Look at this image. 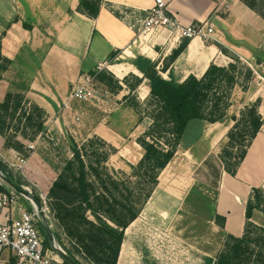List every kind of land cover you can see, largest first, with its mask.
<instances>
[{
  "label": "crops",
  "instance_id": "obj_1",
  "mask_svg": "<svg viewBox=\"0 0 264 264\" xmlns=\"http://www.w3.org/2000/svg\"><path fill=\"white\" fill-rule=\"evenodd\" d=\"M80 2L0 0L1 52L4 58L11 61L0 82V103L5 101L10 92L25 94L30 103L38 105L47 113V134L53 144L67 136L64 133V112L67 116L72 115V112L63 107L71 106L67 103L69 95L83 75L93 74L98 65L107 63L104 71L114 73L119 80H124L130 74L143 78V73L136 65L138 61L144 66L145 61L156 63L160 71L183 42L168 31L139 36L142 21L154 6L153 0H103L95 19L79 11ZM168 8L170 14L184 26L199 22L213 25L216 42L248 66L253 67L256 61L264 63V20L240 1L168 0ZM112 54H118L113 61ZM231 62L232 59L223 54L218 45L195 38L168 71L160 74L166 80L182 83L190 76L201 79L211 64L226 67ZM260 67L253 69L258 73ZM252 84L246 92L236 86L224 121L216 124L200 123L198 139L185 150L194 154L193 151L198 148L206 149L204 155L198 153L195 157L196 167L190 177L191 185L184 194L185 201L192 190L201 192L213 201L212 207L216 214L225 218L224 229L215 224L214 218L207 216V211L204 219L216 226L224 238L226 235L243 236L245 210L252 189L264 190V129L249 148L236 177L226 173L217 151L234 125L232 118L239 117L245 107L260 100L259 113L264 118V98L254 95ZM102 133L103 136H96L111 144L117 136L110 129ZM9 136L25 146L29 143L19 135L12 133ZM5 144L6 139L0 135V162L16 174L21 172L22 181L48 196L63 167L54 152L41 143L21 164L22 155ZM45 158L56 161L58 166L54 167ZM250 159L252 162H248ZM260 165H263L261 170ZM180 179L183 182L186 178ZM183 184L181 186L185 188ZM211 193H215V201ZM181 202V195L163 192L158 185L144 212L148 216L161 214L167 219L180 207ZM56 232H53L55 237L56 234L64 237L60 228H56ZM123 247L124 244L122 250ZM0 264L16 263L11 254L5 251L0 254Z\"/></svg>",
  "mask_w": 264,
  "mask_h": 264
},
{
  "label": "trees",
  "instance_id": "obj_2",
  "mask_svg": "<svg viewBox=\"0 0 264 264\" xmlns=\"http://www.w3.org/2000/svg\"><path fill=\"white\" fill-rule=\"evenodd\" d=\"M238 1L264 20V0ZM102 2L81 0L79 11L95 19ZM189 42L183 41L160 71L156 63L145 61V66L139 61L136 63L144 77L133 75L135 85L130 90L134 92L144 80H148L151 125L137 140L142 158L132 168L131 175L109 168L117 149L104 139L94 136L78 144L69 137L71 157L62 161L61 172L47 198L50 212L64 236L56 235L58 244L78 264H118L126 231L139 219L154 195L161 174L174 160L190 126L224 121L231 107L234 88L240 86L244 92L249 90L255 78L254 72L235 56H228L233 62L226 67L211 64L201 79L190 76L182 83L164 79L160 72L168 71L185 52ZM219 48L228 55L221 46ZM1 50L0 39V82L3 73L11 66V61L2 56ZM117 55L112 54L111 61ZM96 77L101 82L107 78L100 73ZM120 91L122 86L117 83L114 93ZM260 104L261 101L257 100L241 110L239 117L232 118L234 125L220 153L224 170L232 177H236L249 148L264 129ZM46 122L45 110L30 103L23 93L10 92L0 103V135L6 139L7 148L17 151L25 159L33 150L9 135H19L30 143L45 139ZM56 157L60 158L59 155ZM0 169L16 183L27 186L21 179H16L2 162ZM0 183V190L5 191L8 186L1 180ZM36 198L41 202L39 197ZM186 201L193 208L206 210L207 216L214 218L215 224L224 229L225 218L216 214L207 196L192 190ZM256 213L264 217L262 188L252 189L245 210L243 236L226 235L221 252L215 259H208L206 264H264V224L253 222ZM40 231L45 236L44 245L50 249L42 226Z\"/></svg>",
  "mask_w": 264,
  "mask_h": 264
},
{
  "label": "rangeland",
  "instance_id": "obj_3",
  "mask_svg": "<svg viewBox=\"0 0 264 264\" xmlns=\"http://www.w3.org/2000/svg\"><path fill=\"white\" fill-rule=\"evenodd\" d=\"M205 43L221 46L216 41L211 40L205 41ZM222 48L228 54L227 56L237 57L229 49ZM240 60L245 66L247 65L242 59ZM261 63L263 62L256 61L252 64L254 68L262 66L254 78L252 92L254 95H260L264 98V63ZM100 74H105L107 78L105 82L95 78L93 85H91L93 97L90 100H74L70 93L67 103L71 106L63 107L64 110L72 112V115L68 113L69 117L64 112L66 116L64 119L66 131L64 133H67L65 139L56 140L53 146L50 144L52 141L47 134L45 139H39L33 143L29 142L26 146L28 148L29 145L33 144L36 149L43 143L56 156L59 155V160L62 163L71 157L69 137H73L78 144H82L86 139L97 134L103 136L102 132L105 129H110L117 134L116 139L112 140V145L117 149V154L112 156L109 168L131 175L132 168L142 158V151L137 140L151 125L149 118L151 111L150 95L145 97L141 90L142 85L131 92L130 88L135 85L132 74L126 77L127 81L125 82V79L119 80L109 71H103ZM117 83L121 84L122 91L114 93ZM143 86L149 87L148 80L143 81ZM50 123L52 124V122ZM200 131V124L196 123L190 126L184 141L178 148L175 159L160 178L159 187L163 192L168 191L175 195H181L180 207L172 212L167 219L156 213L148 216L143 211L144 213L126 232L124 252L121 253L118 264H206L208 259H215L221 252L225 241L223 234L216 226L204 219L206 210L200 207L199 209L191 207L184 198L186 190L191 185L190 177L196 167L195 157L198 153L204 155L206 152V149L202 148L193 151L194 154L185 151L190 143H194L198 139ZM225 144L226 140L218 147L219 154ZM45 159L54 167L58 166V163L52 161L51 158ZM248 162H252L251 159ZM259 167L261 170L263 165ZM7 168L10 172L12 171L16 179L22 180L21 172L16 174L11 168ZM184 177L186 179L181 182L180 178ZM23 183L27 184L26 187L41 200L42 193L36 187L24 181ZM182 183H184L185 188L181 186ZM8 189L10 190V188ZM203 190L206 192L207 188ZM211 195L215 201V193H211ZM25 203L30 209V203L27 201ZM42 207H44L43 204ZM46 215L50 226H52V232L57 233L58 223L51 212L46 213ZM253 222L264 224V217L256 213ZM41 235L45 241L44 234Z\"/></svg>",
  "mask_w": 264,
  "mask_h": 264
},
{
  "label": "built area",
  "instance_id": "obj_4",
  "mask_svg": "<svg viewBox=\"0 0 264 264\" xmlns=\"http://www.w3.org/2000/svg\"><path fill=\"white\" fill-rule=\"evenodd\" d=\"M153 1L154 6L141 23L139 36L168 31L177 35L181 41H192L195 38L216 41L213 25L199 22L184 26L170 14L168 0ZM106 67L107 63L100 64L94 74L83 75L79 83L73 87L71 98L79 101L90 100L93 97L91 85L96 75ZM249 67L254 75H258L253 67ZM28 149L34 150L35 147L31 144ZM20 162L24 164V158ZM26 201L30 203V209L26 206ZM41 202L44 205V212L50 213L47 196L42 195ZM40 226L38 211L30 201L12 189L0 190V254L9 252L16 264H65L53 250L45 248Z\"/></svg>",
  "mask_w": 264,
  "mask_h": 264
},
{
  "label": "water",
  "instance_id": "obj_5",
  "mask_svg": "<svg viewBox=\"0 0 264 264\" xmlns=\"http://www.w3.org/2000/svg\"><path fill=\"white\" fill-rule=\"evenodd\" d=\"M0 180L5 183L10 189L23 196L25 199L31 202V204L38 211V216L41 222V226L49 240L50 248L53 250L66 264H78L70 256H68L58 244L56 237L54 236L48 217L43 210L42 202H40L34 193L26 186L20 185L6 176L0 169Z\"/></svg>",
  "mask_w": 264,
  "mask_h": 264
},
{
  "label": "bare ground",
  "instance_id": "obj_6",
  "mask_svg": "<svg viewBox=\"0 0 264 264\" xmlns=\"http://www.w3.org/2000/svg\"><path fill=\"white\" fill-rule=\"evenodd\" d=\"M255 71V69H254ZM256 72V71H255ZM114 74V73H113ZM123 79V78H122ZM141 90L143 91V94L146 96H148L150 94L149 92V87L148 86H142ZM135 223V222H134ZM133 223V224H134ZM124 252V247H123V250H122V253Z\"/></svg>",
  "mask_w": 264,
  "mask_h": 264
}]
</instances>
